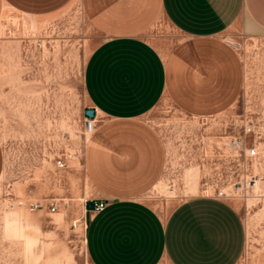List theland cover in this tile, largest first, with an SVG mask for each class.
I'll list each match as a JSON object with an SVG mask.
<instances>
[{
	"label": "rangeland",
	"instance_id": "374dc122",
	"mask_svg": "<svg viewBox=\"0 0 264 264\" xmlns=\"http://www.w3.org/2000/svg\"><path fill=\"white\" fill-rule=\"evenodd\" d=\"M145 38L164 54L181 36L159 20ZM238 53L244 78L226 111L192 117L167 97L144 116L165 147L161 177L142 200L166 216L183 200L214 196L241 217L245 241L237 264H264V33L232 27L221 37ZM104 41L79 2L56 13L0 15V264H92L86 203L102 201L83 167L92 132L84 68ZM94 112L92 121L97 124ZM256 155L249 157L247 151ZM64 163L63 168L58 162ZM54 201V213L26 204Z\"/></svg>",
	"mask_w": 264,
	"mask_h": 264
},
{
	"label": "crops",
	"instance_id": "0c3cea01",
	"mask_svg": "<svg viewBox=\"0 0 264 264\" xmlns=\"http://www.w3.org/2000/svg\"><path fill=\"white\" fill-rule=\"evenodd\" d=\"M77 1L104 41L84 68L97 124L86 142V177L105 203L89 212L92 264H237L245 231L227 200L196 195L166 216L142 200L165 166V147L144 116L162 97L203 118L228 110L243 83L242 62L221 37L236 27L264 33V0H0L27 15L56 13ZM164 20L181 36L166 54L145 38ZM4 156L0 146V179Z\"/></svg>",
	"mask_w": 264,
	"mask_h": 264
},
{
	"label": "built area",
	"instance_id": "2783aa9c",
	"mask_svg": "<svg viewBox=\"0 0 264 264\" xmlns=\"http://www.w3.org/2000/svg\"><path fill=\"white\" fill-rule=\"evenodd\" d=\"M90 121L87 123L86 128L89 132H93L95 129V123L92 121V119H89ZM247 155L249 157H254L256 155V151L254 149L247 151ZM58 167L63 168L64 163L62 161L58 162ZM92 203V210H90L93 213H100L105 208V203L102 201H93ZM20 206H25L28 208L30 212L40 211L42 209H45L48 213H54L57 208V204L52 200L51 202L47 203L45 206L41 203H29L26 204L22 201L19 202Z\"/></svg>",
	"mask_w": 264,
	"mask_h": 264
},
{
	"label": "water",
	"instance_id": "95a60500",
	"mask_svg": "<svg viewBox=\"0 0 264 264\" xmlns=\"http://www.w3.org/2000/svg\"><path fill=\"white\" fill-rule=\"evenodd\" d=\"M85 116L89 119L94 118V110L93 109H87L85 111ZM86 209L92 210V203L91 202L86 203Z\"/></svg>",
	"mask_w": 264,
	"mask_h": 264
}]
</instances>
